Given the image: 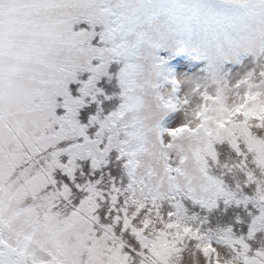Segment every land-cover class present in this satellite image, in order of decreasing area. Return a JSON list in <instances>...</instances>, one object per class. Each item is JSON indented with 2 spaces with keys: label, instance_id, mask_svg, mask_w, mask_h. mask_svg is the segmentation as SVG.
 Wrapping results in <instances>:
<instances>
[{
  "label": "snow or ice",
  "instance_id": "1",
  "mask_svg": "<svg viewBox=\"0 0 264 264\" xmlns=\"http://www.w3.org/2000/svg\"><path fill=\"white\" fill-rule=\"evenodd\" d=\"M0 264H264V0H0Z\"/></svg>",
  "mask_w": 264,
  "mask_h": 264
},
{
  "label": "rangeland",
  "instance_id": "2",
  "mask_svg": "<svg viewBox=\"0 0 264 264\" xmlns=\"http://www.w3.org/2000/svg\"><path fill=\"white\" fill-rule=\"evenodd\" d=\"M165 41V44L170 47L171 43L173 42L174 38L173 37H164L163 38ZM183 61L188 64L189 67H193L194 65L200 64L202 66V62L198 61L194 55L192 54H184L183 55Z\"/></svg>",
  "mask_w": 264,
  "mask_h": 264
}]
</instances>
